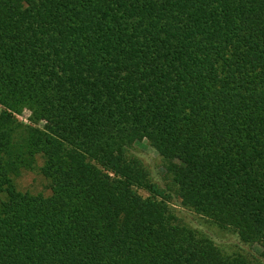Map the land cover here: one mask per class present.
<instances>
[{"label":"trees","instance_id":"16d2710c","mask_svg":"<svg viewBox=\"0 0 264 264\" xmlns=\"http://www.w3.org/2000/svg\"><path fill=\"white\" fill-rule=\"evenodd\" d=\"M0 264H264V0H0Z\"/></svg>","mask_w":264,"mask_h":264},{"label":"rangeland","instance_id":"374dc122","mask_svg":"<svg viewBox=\"0 0 264 264\" xmlns=\"http://www.w3.org/2000/svg\"><path fill=\"white\" fill-rule=\"evenodd\" d=\"M27 117V113L23 116H20V120H24ZM135 153L144 161V163L148 166L153 176L157 178L158 181H161L160 178L162 176V167H161V157L158 155L156 150L150 146L148 141H142L135 146ZM34 175H28L24 177V179L19 180V184L22 187H29L34 184ZM177 208L178 214L191 226L197 228L202 231L206 235L210 236L212 240L220 247L222 250L226 252H232L236 249L235 244H237L238 237L229 231H225L223 229L218 228L213 223L202 219L200 216L191 213L190 211L183 209L180 206H175ZM244 249L257 251L258 256L261 253V247L259 245L247 246L243 245ZM254 252V251H252Z\"/></svg>","mask_w":264,"mask_h":264}]
</instances>
